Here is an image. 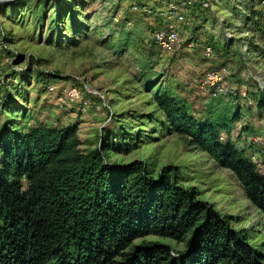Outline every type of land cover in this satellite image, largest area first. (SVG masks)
I'll use <instances>...</instances> for the list:
<instances>
[{
	"label": "rangeland",
	"instance_id": "rangeland-1",
	"mask_svg": "<svg viewBox=\"0 0 264 264\" xmlns=\"http://www.w3.org/2000/svg\"><path fill=\"white\" fill-rule=\"evenodd\" d=\"M260 1L212 0L206 10H190L179 26L181 46L171 53L152 40L161 27L154 21L157 0L0 3V130L4 125L23 130L38 121L71 124L84 151L102 141L114 144L106 153L108 162L125 166L141 160L155 178L165 167L175 168L182 186L194 187L200 200L229 216L231 227L242 230L264 255V216L239 181L205 152L169 133L154 103L158 88L168 87L202 116L211 89L201 86L200 78L208 70H224L226 92L217 106L228 107V117H236L222 139L242 149L264 174V108L257 107L254 94H264ZM131 3L150 7L152 14L133 12ZM207 45L213 49L210 57L204 55ZM68 88H77L81 97L65 100ZM240 88L250 93V103ZM145 240L183 249L171 240Z\"/></svg>",
	"mask_w": 264,
	"mask_h": 264
},
{
	"label": "trees",
	"instance_id": "trees-1",
	"mask_svg": "<svg viewBox=\"0 0 264 264\" xmlns=\"http://www.w3.org/2000/svg\"><path fill=\"white\" fill-rule=\"evenodd\" d=\"M209 98L202 116L168 87L158 88L154 103L167 131L228 169L264 216V174L222 139L236 116L217 106L221 94ZM256 105L264 108V94ZM80 145L71 124L1 127L0 264H264L229 216L178 182L175 168L155 178L141 160L108 162L112 142ZM151 236L183 249L145 240Z\"/></svg>",
	"mask_w": 264,
	"mask_h": 264
},
{
	"label": "built area",
	"instance_id": "built-area-1",
	"mask_svg": "<svg viewBox=\"0 0 264 264\" xmlns=\"http://www.w3.org/2000/svg\"><path fill=\"white\" fill-rule=\"evenodd\" d=\"M123 2L128 3L129 0H122ZM212 0H163L162 10L160 14L162 17L168 21V25L159 29H156L152 33V40L154 45L164 53H171L176 51L182 43V37L178 29L174 26L173 21L178 24H184L186 22L185 12L189 10L196 9L197 6L201 10H206L209 8ZM261 4L264 3V0L260 1ZM130 8L133 12H140L146 15L152 14V9L147 6H139L136 3H131ZM213 53V49L210 45L205 46L204 55L210 57ZM260 62L264 67V48L259 54ZM227 72L223 71H206L202 78H200L201 86L210 88L211 91L208 94L209 96H215L218 94H224L226 92L225 84V74ZM262 91H264V82L261 84ZM53 89V87H50ZM246 91L241 92L243 97H247ZM249 95V93H248ZM63 97L65 100L73 101L74 99H79L80 92L77 88H68L63 90ZM250 103V99H249Z\"/></svg>",
	"mask_w": 264,
	"mask_h": 264
},
{
	"label": "crops",
	"instance_id": "crops-1",
	"mask_svg": "<svg viewBox=\"0 0 264 264\" xmlns=\"http://www.w3.org/2000/svg\"><path fill=\"white\" fill-rule=\"evenodd\" d=\"M161 1V2H160ZM157 2H158V4H157V8H156V10L158 11H156L157 12V14H155V18H154V21H157V24H160L161 25V27L159 26V28H162V27H164V26H167L166 25V20L162 17V15L160 14V11L162 10V0H157ZM161 3V4H160ZM262 5H264V3L262 4ZM161 7V8H160ZM191 11L189 10V11H187V12H185V16H187L189 13H190ZM130 13V12H129ZM168 22V21H167ZM173 24H174V26L178 29V31H180L179 30V26L181 25V24H178V23H175L174 21H173ZM263 45H264V43H263ZM242 87H245L244 85L242 86ZM250 88V87H249ZM250 89H252V88H250ZM244 90L242 89V88H240V92H243ZM253 91V90H252ZM251 91V92H252ZM253 93V92H252ZM250 94V93H249ZM254 94H257V95H255V101H256V97L258 96V92H255ZM251 96V95H250ZM228 98V97H227ZM230 98H228V100H229ZM194 106V105H193Z\"/></svg>",
	"mask_w": 264,
	"mask_h": 264
},
{
	"label": "water",
	"instance_id": "water-1",
	"mask_svg": "<svg viewBox=\"0 0 264 264\" xmlns=\"http://www.w3.org/2000/svg\"><path fill=\"white\" fill-rule=\"evenodd\" d=\"M11 0H0V3H5V2H9Z\"/></svg>",
	"mask_w": 264,
	"mask_h": 264
}]
</instances>
